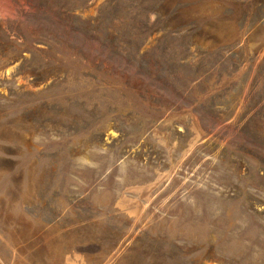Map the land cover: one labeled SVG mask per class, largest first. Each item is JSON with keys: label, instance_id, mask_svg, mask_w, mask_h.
Instances as JSON below:
<instances>
[{"label": "rangeland", "instance_id": "rangeland-1", "mask_svg": "<svg viewBox=\"0 0 264 264\" xmlns=\"http://www.w3.org/2000/svg\"><path fill=\"white\" fill-rule=\"evenodd\" d=\"M0 264H264V0H0Z\"/></svg>", "mask_w": 264, "mask_h": 264}]
</instances>
